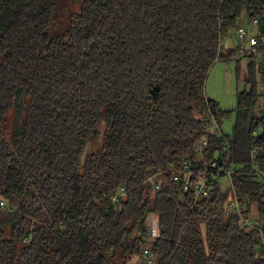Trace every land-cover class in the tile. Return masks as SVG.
<instances>
[{"label":"trees","instance_id":"1","mask_svg":"<svg viewBox=\"0 0 264 264\" xmlns=\"http://www.w3.org/2000/svg\"><path fill=\"white\" fill-rule=\"evenodd\" d=\"M57 17L56 0H0V264H129L135 254L142 263L153 254L155 264H264V179H251L264 173V114L252 113L264 97V0H85L66 37L50 39ZM244 17L261 30L258 61L237 35L234 49L222 47ZM219 60H236L248 87L235 110L205 95ZM23 98L26 117L9 140L6 117ZM212 119L219 131L198 157ZM101 135L103 148L83 164ZM214 158L235 171L242 214L256 207L254 230L227 213L218 180L195 197ZM187 159L189 192L174 181ZM120 188L126 196L113 204Z\"/></svg>","mask_w":264,"mask_h":264},{"label":"rangeland","instance_id":"2","mask_svg":"<svg viewBox=\"0 0 264 264\" xmlns=\"http://www.w3.org/2000/svg\"><path fill=\"white\" fill-rule=\"evenodd\" d=\"M85 0H56L57 2V19L55 24L48 29V35L50 39H58L66 37L68 28L74 16L81 13L83 3ZM237 46L236 31H231L229 36L223 41L222 47L225 51L234 49ZM244 53V52H243ZM248 56V54H247ZM242 61L246 64L249 60L240 56ZM236 60L222 61L219 60L215 63L211 71L209 72L205 95L208 100L216 101L220 104L222 110H235L237 108V95L238 93L245 91L248 87L245 85L243 78L238 80L235 73ZM259 91L264 95V88L261 85ZM26 99L23 98L14 109L9 111L6 117L5 132L11 140V135L16 128L22 125L23 119L26 117ZM261 106V108H260ZM252 113L256 117H261L264 114V97H260L258 105L252 110ZM236 119V113L230 118H226L223 122V131L225 133H232L234 122ZM106 122H101L98 125V130L103 134L105 130ZM103 138L98 141H89L86 144L82 163H85L86 157L103 148ZM220 188L223 192H227L228 197L233 195L231 188V181L229 178H220ZM257 213V212H256ZM155 219V218H154ZM153 220V219H152ZM152 220L150 224L152 223ZM204 229V228H203ZM144 261V256L135 254L129 261V264H141Z\"/></svg>","mask_w":264,"mask_h":264},{"label":"built area","instance_id":"3","mask_svg":"<svg viewBox=\"0 0 264 264\" xmlns=\"http://www.w3.org/2000/svg\"><path fill=\"white\" fill-rule=\"evenodd\" d=\"M250 27L258 28V21H249L248 22ZM237 37L241 41V46L243 50L248 54L249 57H253L257 61L262 59L263 57V51L260 49V42L257 35L249 36L248 29L245 25H242L239 27L236 33ZM219 131L217 122L212 119L210 126L206 127L205 129V135L198 141V143L195 146L194 153L201 157L204 155V152L206 149L209 148V135L216 134ZM224 150H228V143L225 144ZM226 162L225 161H219V158H214L209 161H205L203 163L204 169L200 172L198 179L194 185V195L196 198L199 197H207L210 193L211 185L214 181L219 180L220 178H229L231 181L232 175L235 173L233 168L229 169L225 167ZM182 169L179 174H176L174 176L175 182H181L183 190L185 192H189L190 190V177L192 175V169H193V163L191 159H187L182 163ZM252 180L258 181L259 179H264V173L260 170H256L255 173L251 176ZM152 178L149 179V181L152 182ZM154 190H160V185L154 184ZM231 188L233 195L228 198L225 204V210L227 213H236L239 215L240 219V227L242 230L246 232H250L251 230H254L259 225V220L256 216H253V213H249L247 215H243V207L240 205L234 188L232 186L231 181ZM126 196V190L125 188H120L116 193L113 194L111 197V202L113 204L120 203ZM1 205L3 206L4 203L1 202ZM159 235V228H158V221L157 219H153L151 223V236L152 237H158ZM148 252L145 251V254ZM142 264H155V258L153 254L146 255V261Z\"/></svg>","mask_w":264,"mask_h":264},{"label":"crops","instance_id":"4","mask_svg":"<svg viewBox=\"0 0 264 264\" xmlns=\"http://www.w3.org/2000/svg\"><path fill=\"white\" fill-rule=\"evenodd\" d=\"M248 22L249 21H247L246 20V18L244 17V20H243V22H242V25H245L246 27H247V29H248V33H249V36H252V35H259V33H260V29L259 28H254V27H250L249 26V24H248ZM238 41V40H237ZM238 43V42H237ZM247 63H248V61L246 62V64L244 63V61H241V66H242V69H243V71H246V69H247ZM257 209H256V207H254L253 208V216H257ZM155 217L154 216H152L151 217V219L150 220H152V219H154ZM202 228V231H203V234H204V232H205V227L204 226H202L201 227ZM204 228V229H203Z\"/></svg>","mask_w":264,"mask_h":264},{"label":"bare ground","instance_id":"5","mask_svg":"<svg viewBox=\"0 0 264 264\" xmlns=\"http://www.w3.org/2000/svg\"><path fill=\"white\" fill-rule=\"evenodd\" d=\"M256 21V20H255Z\"/></svg>","mask_w":264,"mask_h":264}]
</instances>
